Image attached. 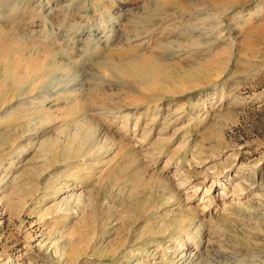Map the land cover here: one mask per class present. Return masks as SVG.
<instances>
[{
    "label": "rangeland",
    "instance_id": "374dc122",
    "mask_svg": "<svg viewBox=\"0 0 264 264\" xmlns=\"http://www.w3.org/2000/svg\"><path fill=\"white\" fill-rule=\"evenodd\" d=\"M13 34L0 264H264V0H0Z\"/></svg>",
    "mask_w": 264,
    "mask_h": 264
},
{
    "label": "bare ground",
    "instance_id": "6f19581e",
    "mask_svg": "<svg viewBox=\"0 0 264 264\" xmlns=\"http://www.w3.org/2000/svg\"><path fill=\"white\" fill-rule=\"evenodd\" d=\"M63 6V5H62ZM65 6H66V4H65ZM233 7V6H232ZM231 7V8H232ZM66 8H68V6L66 7ZM63 9V8H62ZM230 12V11H229ZM210 21H211V19L209 18L208 19V21L206 22L207 24H210ZM215 21V20H214ZM205 26L206 25H195V26H193L192 28H191V30L193 29H198V30H200L201 32L203 31L204 32V29H205ZM219 26V24L218 23H216V22H212V24H211V27L209 28L210 30H213V29H215L216 27H218ZM220 27V26H219ZM102 30L104 31V26L102 27ZM205 31H206V29H205ZM202 32V33H203ZM14 35V34H13ZM8 35L7 36V38L5 39V40H3V39H0V64L1 65H4L3 67L5 68L4 69V79H5V85L4 86H6V85H8L9 84V86L7 87V88H4V86H3V88L4 89H7V90H13L14 89V91L15 90H19L18 88L20 87V86H22L23 84H22V82H24V80H26V78H29V77H31L32 78V76L34 75V74H38V71H35V70H33L32 69V67H30L29 65L31 64L30 62L32 61H30V62H28V64L26 63H21V61H22V59H23V56H24V54H25V51H26V49H27V47H28V41L30 40V39H27V37H25V36H23V35ZM137 35H141V33H138ZM207 35V34H206ZM40 36H41V34H40ZM43 37V36H42ZM102 37L103 36H99L98 37V39H102ZM126 39L128 40L129 38L128 37H126ZM133 39H137V37H134ZM97 42H99V41H97ZM100 43V42H99ZM38 44H42V43H37V45L36 46H38ZM35 45V44H34ZM33 45V46H34ZM40 46H42V45H40ZM138 46H140V45H138ZM137 46V47H138ZM35 47V46H34ZM44 48V47H43ZM28 50V49H27ZM11 53V58L8 60V59H6V55H9ZM117 53H120L119 54V56H120V58L122 59V60H126V58H127V56L125 55V53L124 52H120V51H118ZM43 54H44V57L45 58H47V59H49V60H52L53 58H52V56L54 55V51L52 50V49H44V51H43ZM34 55V54H33ZM113 55V53H111V54H109V56L111 57ZM115 55V54H114ZM135 57V56H134ZM44 58V59H45ZM28 59V58H27ZM141 59H144V58H141ZM29 61V60H28ZM144 61V60H143ZM124 62V61H123ZM133 62V61H132ZM30 63V64H29ZM135 63V62H134ZM18 64L22 67V68H18V67H20V66H18ZM36 64H37V62H36ZM107 65L110 67V68H114V66L116 65V63H115V61H112L111 59H109L108 60V63H107ZM145 65V64H144ZM18 66V67H17ZM31 66H32V64H31ZM36 67H37V65H36ZM48 68L46 69V70H49V71H51L53 68H52V66L51 65H49V66H47ZM68 67V66H67ZM35 68V67H34ZM39 68V67H38ZM42 68V67H41ZM41 68H39V71L41 70ZM63 68H65V66L63 67ZM255 68V67H254ZM21 69V70H20ZM251 69V68H250ZM134 70V69H133ZM257 71V70H256ZM41 72V71H40ZM253 72V71H252ZM251 72V73H252ZM35 76V75H34ZM35 77H37V76H35ZM8 83V84H7ZM25 83V82H24ZM21 84V85H20ZM24 86H25V84H24ZM53 87V86H52ZM26 88V87H25ZM3 89V90H4ZM22 89H24V88H22ZM48 88H45V87H43V93H46L47 91H49V90H47ZM50 90H51V88H49ZM42 90V89H41ZM2 91V90H1ZM56 91H59V90H56ZM3 92V91H2ZM9 92V91H8ZM13 92V91H12ZM52 92V91H51ZM42 93V94H43ZM38 95V94H37ZM40 98H45L46 97V95H44V97H42V96H39ZM47 98V97H46ZM84 103V102H83ZM110 103V102H109ZM102 105V104H101ZM108 105V104H107ZM121 105V104H120ZM99 106V105H98ZM98 106H96V110L98 111V112H100V111H102V110H105V108H102V106L100 107H98ZM111 106V105H110ZM114 106V105H113ZM90 107V106H89ZM82 108V107H81ZM85 108H87V106H84L82 109H85ZM81 109V110H82ZM86 111H87V109H86ZM180 184H183L182 182H179ZM203 210V209H202ZM188 244L187 245H185V246H188L189 245V243L192 245V242L190 241V242H187ZM186 244V243H185ZM184 246V247H185Z\"/></svg>",
    "mask_w": 264,
    "mask_h": 264
}]
</instances>
